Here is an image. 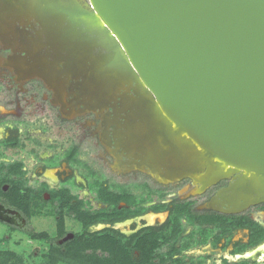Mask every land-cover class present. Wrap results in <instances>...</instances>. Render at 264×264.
Here are the masks:
<instances>
[{
  "label": "water",
  "instance_id": "obj_1",
  "mask_svg": "<svg viewBox=\"0 0 264 264\" xmlns=\"http://www.w3.org/2000/svg\"><path fill=\"white\" fill-rule=\"evenodd\" d=\"M85 1L76 10L50 0L56 14L66 10L58 15L44 10L48 0L21 2L29 19L64 22L57 38L46 34L53 70L37 73L56 98L69 91L91 108L108 104L106 131L111 122L123 127L128 163L156 177L189 176L201 189L227 180L212 208L264 203V0ZM152 112L172 150L155 143ZM203 155L209 162L201 168ZM213 160L227 170L215 173Z\"/></svg>",
  "mask_w": 264,
  "mask_h": 264
},
{
  "label": "flooded vegetation",
  "instance_id": "obj_2",
  "mask_svg": "<svg viewBox=\"0 0 264 264\" xmlns=\"http://www.w3.org/2000/svg\"><path fill=\"white\" fill-rule=\"evenodd\" d=\"M0 8L5 9L6 5ZM11 18L9 14L0 16L1 21L10 19L9 23ZM1 21L0 77L6 80L0 78V161L22 163L23 177L37 191L29 198L31 216L35 201L52 207L56 233L49 236L41 231L47 236L41 240L49 246L50 239L64 244L84 230L78 218L72 212H65L66 207L60 208L55 200H72L74 206L81 202L83 209L93 211L107 206L101 200H120L116 209L127 212L126 216L112 222H94L85 232L112 228L125 237L145 227L168 226L169 210L180 206L185 213L180 217V232L171 238L170 264H264L261 253L264 203L239 212L216 210L210 206L209 199L227 180L201 189V184L194 183L192 177L163 181L145 169L130 165L123 136L119 134L124 128L111 122L108 131L105 129L104 121L112 119V108L108 104L91 108L90 103L68 99L72 95L64 100L56 98L53 85L37 76L39 71L49 72L46 63L51 57L40 58L23 51L25 48H20V42L11 34L10 25L5 27ZM25 21L24 25L18 20L14 24L25 34L40 32L42 43L47 42L43 23L32 18ZM49 46L46 44L42 50L49 52ZM37 59L39 63L35 62ZM57 66L62 68L61 63ZM33 91L37 92L35 100H31ZM120 122L124 123L123 118ZM50 127L65 132V136L51 140ZM73 156L77 162L71 161ZM0 186L3 190L8 188L7 184ZM125 200L136 202L129 205ZM162 205L167 207L158 209ZM31 216L27 220L0 203V219L10 223V218H17L16 223H24L21 230L28 236L29 230L38 232L31 224ZM74 222L76 230L65 228L67 223ZM134 254L138 255V251ZM159 260L157 256L153 261L159 263Z\"/></svg>",
  "mask_w": 264,
  "mask_h": 264
},
{
  "label": "trees",
  "instance_id": "obj_3",
  "mask_svg": "<svg viewBox=\"0 0 264 264\" xmlns=\"http://www.w3.org/2000/svg\"><path fill=\"white\" fill-rule=\"evenodd\" d=\"M76 160V156L71 157L72 162H77ZM23 174L21 162L0 161V184L8 185L6 190L0 186V203L6 208L16 210L29 220L31 216L29 198L37 191L28 186ZM52 193L54 196L57 195L55 191ZM55 201L58 202L60 208L66 207L65 212H72L81 222L84 230L64 244H57L50 239L51 246L46 264H58L60 261L73 264L74 262L80 264H170L171 238L181 230L180 217L185 213L182 207L169 210L168 226L145 227L134 235L125 237L112 228H104L94 233L85 232V228L94 222H112L126 216L127 212L116 209V204L120 200H101L107 206L96 211L83 209L81 202L74 206L72 200ZM125 201L129 205L136 202L135 200ZM164 207L167 206L162 205L157 208L163 209ZM28 234L33 239L47 238L43 232L29 230ZM134 251H138V255L134 254ZM157 256L160 259L159 263L153 261ZM0 264H5V262L0 261Z\"/></svg>",
  "mask_w": 264,
  "mask_h": 264
},
{
  "label": "rangeland",
  "instance_id": "obj_4",
  "mask_svg": "<svg viewBox=\"0 0 264 264\" xmlns=\"http://www.w3.org/2000/svg\"><path fill=\"white\" fill-rule=\"evenodd\" d=\"M7 8H8V5H6L5 9L0 8V15L4 12V10L6 11ZM19 9H21V8H19ZM48 12L50 14L51 11H48ZM2 24L5 25L3 22H2ZM48 26H50V27L56 26V24H53L51 22L48 24ZM60 27L61 28L58 29V31H57L58 33L55 32V33H53L54 35L52 34L51 36H55L57 38V36H59V33H62L63 29H64V28H62V26H60ZM19 29H18V31H19ZM49 29H50V31H52V28H49ZM14 34L18 37L17 40L20 42V44L23 43L22 46L20 45L21 47H23V45H25V38H27L28 41H30L31 35L25 34L23 30H22V34L18 33V32H15ZM19 34L21 36H23L22 39L19 38V36H18ZM49 34H51V33H49ZM71 34H72V32H71ZM32 43H33L32 50H35L37 45L42 43L41 36L36 37L35 40L32 41ZM87 51H89V50H87ZM85 54H87V52ZM48 69L53 70V66L51 64V61L49 62V68ZM0 78H2L3 80H6L4 77H0ZM69 93H72V92L65 91L62 93V96H64V98H65V96L69 95ZM75 94H77V92H74V96H75ZM36 95H37V92L33 91L32 96H31V100H35ZM151 117L152 116H150V118ZM148 122H150V121L148 120ZM82 131L84 132V129L81 130V132ZM154 132H155V134H157V131L155 130V128H154ZM58 133H60V135H58ZM65 134H66L65 132L58 131L56 128L50 127V136L49 137L51 140L52 139H59V138L65 136ZM154 140L156 143H159V141H157V138H155V135H154ZM124 142H126V140H124ZM130 165H133V164H130ZM130 167H133V166H130ZM16 219L17 218H10V223L4 222L0 219V261H2L3 263L5 262V264H46L47 259H48V255L50 252L49 244L44 240L32 239L30 236H28L27 233H25L21 230V228L24 226L23 225L24 223H21V224L16 223ZM12 222L14 223V225H15V223L17 224V225H15L16 227H18L17 229L14 228L15 226L12 227V225H13ZM31 224H32L34 230H36L38 232L44 231V232H47L49 234V236H55L56 231H55V227H54V217H53L52 207L48 203H45V202H41V201L33 202ZM65 228H67V230L74 231L78 227H77L76 223L74 222V223H67ZM2 258H4V259L2 260ZM58 264H73V263L67 262V261H60ZM74 264H80V263L74 262Z\"/></svg>",
  "mask_w": 264,
  "mask_h": 264
},
{
  "label": "bare ground",
  "instance_id": "obj_5",
  "mask_svg": "<svg viewBox=\"0 0 264 264\" xmlns=\"http://www.w3.org/2000/svg\"><path fill=\"white\" fill-rule=\"evenodd\" d=\"M4 1H7V5H8V8L6 9V11L4 10V12L0 15V16H6L7 14H9V17H12L11 18V22L9 23V20H4V19H2V21L1 22H3L5 25L4 26H8V25H10V27L12 28V30H11V34H13V36L17 39L18 37L14 34L15 32H18V33H21L22 34V29H19L18 27H17V24H14V21L16 22V20H18L19 22H21L23 25L25 24V20H29V16H30V13L28 12V11H26V10H24L23 8L24 7H22V5H21V2H22V0H4ZM64 1H66V2H64ZM61 0V3L62 4H64L65 6L66 5H68V6H70L72 9H76L77 10V8L79 9V8H81V5H80V3L77 1V0ZM46 6H47V8L46 9H44V10H46L47 12L48 11H51L50 12V14L51 15H54V14H56V12L54 11V9L51 7V2H50V0H48V2L46 3ZM19 8H21V9H19ZM19 9V10H18ZM12 10H17V11H12ZM62 11H59L56 15H58V14H60V13H63V11H66L65 9H61ZM34 13V12H33ZM49 13V12H48ZM36 14V13H35ZM71 19L72 20H74L77 16H79L78 14H74V12L73 11H71ZM60 17H63V15L61 16V15H59ZM55 17V16H54ZM6 18V17H5ZM29 23V22H28ZM49 23H51V22H49ZM48 22H46V23H44V24H42V28H43V31H44V33H45V35L47 34V35H50L49 33H51V34H53V33H55V32H57L58 31V29H60L61 27L60 26H62V28H64L63 27V24H64V22H62V21H60L59 19H57L56 21H54V22H52L53 24H56V26H48V24H49ZM21 24V25H22ZM32 24V23H31ZM41 24V23H40ZM58 27V28H57ZM49 28H52V31H50V29ZM18 29H19V31H18ZM29 32V31H28ZM49 32V33H48ZM58 33V32H57ZM28 34V33H27ZM41 33L39 32V34L38 35H31V34H28V35H31V38H30V41H28V39L27 38H25V45H23V48H25V49H27V51L29 52V54H31V56H39L40 55V58L42 57V56H44V57H47V56H49L48 54H49V52H48V50L47 51H43L42 50V47H45L46 46V44H47V42L46 41H44L43 43H41V44H38L37 45V47L35 48V50H32V47H33V43H32V41L33 40H35V38L36 37H38V36H42V34L40 35ZM54 35V34H53ZM59 35H60V33H59ZM19 36V38H23V36H21L20 34L18 35ZM76 36V34H75V31H72V34H70V39L71 40H73L74 39V37ZM47 40V39H46ZM22 43V42H21ZM48 43L49 44H51L52 42L51 41H48ZM23 44V43H22ZM22 44H21V46H22ZM52 45V44H51ZM53 46V45H52ZM60 46V45H59ZM63 47V46H62ZM20 48H22V47H20ZM63 48H65V47H63ZM88 48L90 49L91 48V42H90V44H88ZM16 49H18V48H16ZM86 53V52H85ZM27 55V54H26ZM56 58V57H55ZM30 59V58H29ZM46 59V58H45ZM57 59V58H56ZM52 60V58L50 59V61ZM30 61V60H29ZM36 63H39V61H38V59L35 61ZM49 62V61H48ZM46 63V67H49V63ZM37 66V65H36ZM44 66V65H43ZM32 67V66H31ZM30 67V68H31ZM45 67V66H44ZM60 67V66H59ZM38 68H39V66H38ZM28 69V68H27ZM29 70V69H28ZM31 70V69H30ZM35 70V69H34ZM34 70H33V72H34ZM77 70H75V69H73V71L71 70V71H69V75L70 76H72V75H74L75 74V72H76ZM52 76H56V73L55 72H52V74H51ZM52 78H54V77H52ZM54 82V81H53ZM153 119L156 121V125H155V130L157 131V134H155V138H157V141H159V143L161 144V146H162V149H169V150H172V144H170L169 142H167L166 140H165V138H164V136H163V134H162V132H161V129H160V126H159V124H158V121L156 120V117H155V115H154V113H152V117L150 118V121L151 122H153ZM174 129V131L175 130H177V127H176V125H174V127H173ZM160 129V130H159ZM128 141V140H127ZM156 143V142H155ZM160 150V152L162 151L161 149H159ZM204 157L203 158H201L199 161H198V163L200 162L201 163V165H199V167H201V168H203V167H206L207 166V163L209 162V158L208 157H205V155H203ZM186 157H187V160L186 161H191V159H192V156H190V155H186ZM181 159V158H180ZM182 162V161H181ZM205 170V169H204ZM213 170L215 171V173H217V172H221L222 170H227V167H226V164L225 163H218V162H216V161H214L213 160ZM202 174H204V171H203V169L202 170H200V172H195V175L196 176H194L195 178H198L199 176H201ZM159 178H160V180H163V181H166L167 179H165V178H163V177H161V176H159ZM194 180V183L195 182H198L196 179H193ZM200 189V188H199ZM263 248H262V255H264V246H262Z\"/></svg>",
  "mask_w": 264,
  "mask_h": 264
}]
</instances>
